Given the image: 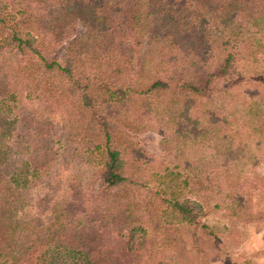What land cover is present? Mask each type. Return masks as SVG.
Wrapping results in <instances>:
<instances>
[{"label": "trees", "instance_id": "trees-1", "mask_svg": "<svg viewBox=\"0 0 264 264\" xmlns=\"http://www.w3.org/2000/svg\"><path fill=\"white\" fill-rule=\"evenodd\" d=\"M248 224L264 0H0V264H246Z\"/></svg>", "mask_w": 264, "mask_h": 264}, {"label": "rangeland", "instance_id": "rangeland-1", "mask_svg": "<svg viewBox=\"0 0 264 264\" xmlns=\"http://www.w3.org/2000/svg\"><path fill=\"white\" fill-rule=\"evenodd\" d=\"M154 136V135H153ZM57 139H58V143L59 145L66 147L67 146V136L63 133V131L61 129H59L58 131V135H57ZM153 140V142L155 141V137L151 138ZM149 139V140H151ZM148 140V142H149ZM86 155L85 156L86 159H89V152L85 151ZM93 154V153H92ZM92 157V156H90ZM93 159V158H91ZM77 159L74 160V162ZM81 167V166H80ZM87 166L85 165V162L82 164V169L85 171V173L89 174L90 170L88 168H86ZM204 220L206 223H208L209 225L215 227L218 230H222L224 227V223L222 218L220 217V215L218 213H214V212H206L203 216ZM245 229V237L246 240L243 244V248L249 253V252H253L255 249L261 248L264 246V227L263 230L260 232H256L253 229V225L252 224H248L244 226ZM247 258V262H245L246 264H264V257L263 256H251L249 257L248 255H246ZM212 264H220L218 261H213Z\"/></svg>", "mask_w": 264, "mask_h": 264}]
</instances>
